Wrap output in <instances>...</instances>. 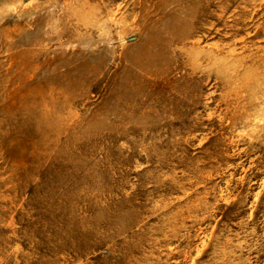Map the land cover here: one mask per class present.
Returning a JSON list of instances; mask_svg holds the SVG:
<instances>
[{"label": "rangeland", "instance_id": "374dc122", "mask_svg": "<svg viewBox=\"0 0 264 264\" xmlns=\"http://www.w3.org/2000/svg\"><path fill=\"white\" fill-rule=\"evenodd\" d=\"M0 264H264V0H0Z\"/></svg>", "mask_w": 264, "mask_h": 264}]
</instances>
